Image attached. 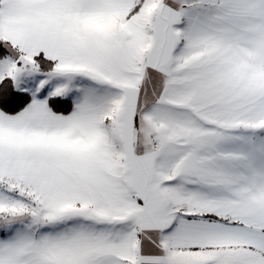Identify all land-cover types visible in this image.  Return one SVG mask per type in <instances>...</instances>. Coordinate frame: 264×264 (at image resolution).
<instances>
[{"label": "snow or ice", "instance_id": "6c2138e0", "mask_svg": "<svg viewBox=\"0 0 264 264\" xmlns=\"http://www.w3.org/2000/svg\"><path fill=\"white\" fill-rule=\"evenodd\" d=\"M0 264H264V0H0Z\"/></svg>", "mask_w": 264, "mask_h": 264}]
</instances>
